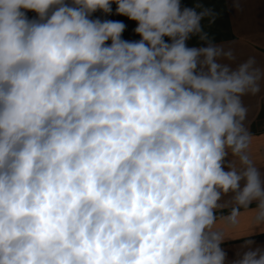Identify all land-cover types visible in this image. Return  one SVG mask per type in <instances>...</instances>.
Masks as SVG:
<instances>
[{
	"label": "clouds",
	"instance_id": "obj_1",
	"mask_svg": "<svg viewBox=\"0 0 264 264\" xmlns=\"http://www.w3.org/2000/svg\"><path fill=\"white\" fill-rule=\"evenodd\" d=\"M113 4L139 40L93 18ZM205 18L182 0H0V264H264L244 102L264 66Z\"/></svg>",
	"mask_w": 264,
	"mask_h": 264
},
{
	"label": "crops",
	"instance_id": "obj_2",
	"mask_svg": "<svg viewBox=\"0 0 264 264\" xmlns=\"http://www.w3.org/2000/svg\"><path fill=\"white\" fill-rule=\"evenodd\" d=\"M199 3L204 8H209L216 15L214 23H209L208 18L202 21L204 31L209 38L217 45L230 46L236 57L237 62L255 57L259 65L264 66V0H182V4L194 7ZM238 3L239 7L234 5ZM102 20L121 21L127 27L123 33L125 40H139L135 34L136 22L129 20L125 16L115 14H101ZM197 37L189 40L190 46H200ZM248 107L246 126L252 136L250 146L252 158L256 165L264 171V89L257 96L244 98ZM226 199V198H225ZM227 209L223 214H227ZM221 213H218V216ZM218 227L223 224L218 221ZM251 212L241 210L238 224L228 230L229 236L233 239L228 240L222 247L227 252L229 260L235 258L237 247L242 241L236 237L246 236L251 230ZM257 245L264 246V235L252 237Z\"/></svg>",
	"mask_w": 264,
	"mask_h": 264
},
{
	"label": "built area",
	"instance_id": "obj_3",
	"mask_svg": "<svg viewBox=\"0 0 264 264\" xmlns=\"http://www.w3.org/2000/svg\"><path fill=\"white\" fill-rule=\"evenodd\" d=\"M116 9V5L115 4H113L112 5V10L114 11ZM101 14H103L102 12H96V13H94L93 14V17H95V16H98V15H101ZM28 16L31 18V17H34L35 16V13H32V12H29L28 13Z\"/></svg>",
	"mask_w": 264,
	"mask_h": 264
}]
</instances>
